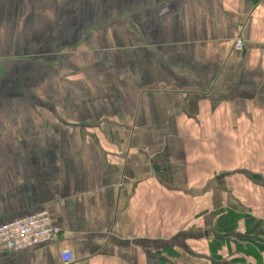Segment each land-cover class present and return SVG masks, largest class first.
Here are the masks:
<instances>
[{"label":"crops","instance_id":"obj_1","mask_svg":"<svg viewBox=\"0 0 264 264\" xmlns=\"http://www.w3.org/2000/svg\"><path fill=\"white\" fill-rule=\"evenodd\" d=\"M86 6L100 77L57 79V114L0 111V226L48 211L60 230L0 264L229 263L217 212L264 221V0H0V58L69 55L59 10ZM9 63L39 110L32 63Z\"/></svg>","mask_w":264,"mask_h":264},{"label":"rangeland","instance_id":"obj_2","mask_svg":"<svg viewBox=\"0 0 264 264\" xmlns=\"http://www.w3.org/2000/svg\"><path fill=\"white\" fill-rule=\"evenodd\" d=\"M256 1V0H255ZM89 9V8H88ZM93 9V8H92ZM94 10V9H93ZM60 12L58 14L60 15H74L75 16V33L76 36L73 39H70L69 44L62 45L63 41H60L58 45L59 48L66 50L67 47L70 48L69 55L65 54L63 56H55V55H31L28 57L25 56H6L3 58H0V81L6 79H11V88L7 89L3 88L0 90V111L9 112L12 110L13 112H19V111H27V112H40V114L45 111L47 114L50 115L51 109L54 114H57V108L61 105L58 103H55L57 98L54 97L56 95L57 91V85L58 80H65V81H87L88 78L92 79H98L101 75V66L97 64L94 68H92V71L90 73H87V64L90 63V61H99L100 60V48H101V41L99 39H87V6L84 8H77L75 11L67 13V9H60ZM102 16H106L105 12L101 11ZM101 16V17H102ZM71 31V29H70ZM36 41H32V44H35ZM112 44L114 42L112 41ZM57 45V46H58ZM48 47H53V44H49ZM103 50V49H102ZM62 51V50H61ZM87 51L91 54V56H87ZM62 57V58H60ZM60 58V59H59ZM26 60V61H24ZM17 64L18 68H23L24 66H28L30 63H32V67L27 70V77H36L38 79V82L42 85H40L36 93V96H39V103L37 109V106L35 103H31L32 101H21V94L19 96V92L23 94L24 88L21 90V82L22 81L18 72L17 68H12V73L9 70L5 68L6 65L10 64ZM25 62V63H24ZM4 63V64H3ZM59 66V68H57ZM37 66V67H33ZM62 67V68H61ZM52 68L54 69L55 73L52 72ZM57 69H63L59 70L60 72H57ZM24 72H22L23 75ZM43 77V78H42ZM33 88H30L29 91H31ZM61 91L69 94L70 96H73L76 94V88L75 87H62ZM87 92V89H85V93ZM11 95L10 101H5L4 96ZM19 96V97H17ZM38 99V98H37ZM12 101V104L9 105V103ZM53 107L55 109H53ZM54 110V111H53ZM78 111V110H77ZM255 219V218H254ZM243 225V224H242ZM241 229V226H240ZM240 233H236L235 235H229L230 240L233 241V239L236 236H239ZM242 235V234H241ZM229 241H226L223 246L229 245ZM222 250V248H221ZM220 250V251H221ZM219 251V252H220ZM233 254L236 255V257H242V254L235 253L232 251L229 252L226 259H229ZM213 256V255H212ZM215 259L218 258L222 259L221 254H217L216 256H213ZM235 257V258H236ZM217 260V259H216ZM233 260V259H232ZM232 260H230L229 263L231 264ZM226 261V260H225ZM245 261L246 264H257L256 260L251 258H246ZM236 264V263H233Z\"/></svg>","mask_w":264,"mask_h":264},{"label":"built area","instance_id":"obj_3","mask_svg":"<svg viewBox=\"0 0 264 264\" xmlns=\"http://www.w3.org/2000/svg\"><path fill=\"white\" fill-rule=\"evenodd\" d=\"M237 50L243 49V42L237 40ZM60 234V230L53 224L50 212L43 211L11 223L0 226V252H18L40 247L54 241ZM64 264L73 261L71 251L61 254Z\"/></svg>","mask_w":264,"mask_h":264},{"label":"trees","instance_id":"obj_4","mask_svg":"<svg viewBox=\"0 0 264 264\" xmlns=\"http://www.w3.org/2000/svg\"><path fill=\"white\" fill-rule=\"evenodd\" d=\"M245 224L244 234L236 236V252L242 257H236L231 264H246V258L253 257L257 264H264V221H256L250 215H241L232 210H219L217 212V233L210 245L213 256H216L226 241L230 240L229 235L238 233L240 222ZM232 241V240H230Z\"/></svg>","mask_w":264,"mask_h":264}]
</instances>
